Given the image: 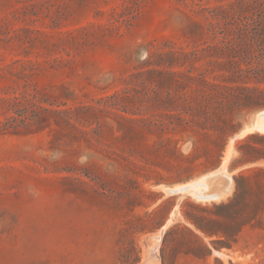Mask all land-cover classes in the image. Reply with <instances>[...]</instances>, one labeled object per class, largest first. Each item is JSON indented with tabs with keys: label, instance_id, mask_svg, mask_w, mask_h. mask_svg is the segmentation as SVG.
I'll use <instances>...</instances> for the list:
<instances>
[{
	"label": "rangeland",
	"instance_id": "obj_1",
	"mask_svg": "<svg viewBox=\"0 0 264 264\" xmlns=\"http://www.w3.org/2000/svg\"><path fill=\"white\" fill-rule=\"evenodd\" d=\"M228 2L0 0V122L9 115L6 100L24 92L44 94L65 111L48 114L52 125L44 129L0 133V264H264V211L237 233L241 212L215 207L233 197L235 175L264 166L238 162L239 144L264 136L251 131L264 108L237 112V132L223 140L149 132L139 123L136 132L119 130L117 116L161 112L146 115L147 106L133 102L152 89L162 97L175 90L162 82L169 76L144 86L133 74L153 67L146 63L156 50L213 45L206 29L191 38L188 27L207 26L203 8ZM199 56L195 74L212 81L228 74L229 65L206 72L216 53ZM127 91L136 98L128 113L108 106ZM227 179L231 189L220 199L189 194L204 183L213 195ZM189 216L220 233L202 231Z\"/></svg>",
	"mask_w": 264,
	"mask_h": 264
},
{
	"label": "trees",
	"instance_id": "obj_2",
	"mask_svg": "<svg viewBox=\"0 0 264 264\" xmlns=\"http://www.w3.org/2000/svg\"><path fill=\"white\" fill-rule=\"evenodd\" d=\"M214 1L222 3L225 0ZM202 12L210 15L207 17L208 25L194 22L188 27L189 35L192 38V33L197 29H206L213 35L214 44L207 47L198 46L191 51L156 50L150 54L146 64L153 67L134 73V78L147 86V82L154 75L162 77L167 74L169 78H162V82H169L171 86L175 85L176 89L168 86L164 97L157 89H152V93L138 98L133 103L139 107L147 106L146 115L151 114L152 108L161 112L141 118L118 114L123 120L119 124V130L125 126L129 132H136L137 127L133 124L139 123L142 129L149 132L191 131L200 136H215L216 140H223L237 132V112L264 108V0H229L226 4L203 8ZM218 35L221 38H218ZM212 52L217 56L205 64L206 72L209 73L208 66L211 65H229L228 74H218L214 76V81L210 80L207 74H195L197 67L194 64L195 60H200L201 53L205 59H209L214 57ZM176 66L185 69L175 71L173 68ZM129 92L127 91L125 96H111L108 106L128 113L130 106L127 101L130 98L136 100L127 95ZM6 102L9 115L0 122L2 134H19L22 130L32 128L44 129L52 125L48 114L65 112L55 110L54 102L36 91L24 92L20 96L7 99ZM47 103L49 107L45 106ZM124 121L128 122V125H125ZM64 122L76 127L71 116H67ZM56 123L59 124L60 121ZM238 149L241 153L238 160L240 164L254 165L264 162V136L250 134L239 144ZM234 182V194L230 201L215 207L226 210L236 208L241 212L239 216L244 222L239 226V233L245 225L256 219L260 211H264V166L251 167L235 175ZM189 219L206 233H220L210 232L190 216ZM219 223L223 224L222 221Z\"/></svg>",
	"mask_w": 264,
	"mask_h": 264
},
{
	"label": "bare ground",
	"instance_id": "obj_3",
	"mask_svg": "<svg viewBox=\"0 0 264 264\" xmlns=\"http://www.w3.org/2000/svg\"><path fill=\"white\" fill-rule=\"evenodd\" d=\"M258 130V131H260V132H263L264 133V112L263 113H259L258 115H257V118H256V123H255V125L253 126V128L251 129V131L252 130ZM230 145V144H229ZM229 150V149H228ZM221 170L222 169H220L219 170V172H217V173H220L221 172ZM222 171H226L225 169L224 170H222ZM223 173V172H222ZM225 173V172H224ZM223 174H221V176H222ZM225 176H227L226 175V173H225ZM210 177V176H209ZM223 177H224V175H223ZM209 180V179H208ZM228 180V179H227ZM202 181H203V179H202ZM203 182H205V179H204V181ZM203 182H201V183H203ZM211 183V182H210ZM218 183V182H217ZM231 183V182H230ZM193 184V183H192ZM192 184H191V186H192ZM197 184V183H196ZM196 184H194V185H196ZM224 184V183H223ZM222 184V185H223ZM187 185H189V184H187ZM192 186V187H195V186ZM207 185V184H206ZM192 187H191V189H192ZM198 189H197V188ZM194 189H193V193L191 192V190H190V188L186 191V193L187 192H189V194H192V195H194L195 196V194L196 195H199V196H201V197H205V198H203V199H205V200H207V198L208 199H215L216 200V197L217 196H214V195H211L210 194V192L209 191H207V187H205V185H204V183H203V185H200V187H198V186H196ZM224 187V186H223ZM183 188V187H182ZM196 189V190H195ZM218 189V188H217ZM219 189H220V187H219ZM231 189V188H230ZM179 189H175L174 191H173V193L175 192L176 193V191H178ZM222 190V187H221V189H220V191ZM171 192H172V189L170 190ZM212 191V190H211ZM181 193H182V191H181ZM184 194H185V192H184ZM188 194V193H187ZM228 194V193H227ZM199 196H197L198 198H199ZM225 196V195H224ZM220 197V196H219ZM219 197H217V198H219ZM221 197H222V195H221ZM220 199V198H219ZM218 200V199H217Z\"/></svg>",
	"mask_w": 264,
	"mask_h": 264
},
{
	"label": "water",
	"instance_id": "obj_4",
	"mask_svg": "<svg viewBox=\"0 0 264 264\" xmlns=\"http://www.w3.org/2000/svg\"><path fill=\"white\" fill-rule=\"evenodd\" d=\"M215 177H218V176H215ZM219 179V177H218ZM222 179V178H220ZM224 189L222 191H214V192H211L214 196H221L223 193L227 192L230 188V182L228 180H224Z\"/></svg>",
	"mask_w": 264,
	"mask_h": 264
}]
</instances>
